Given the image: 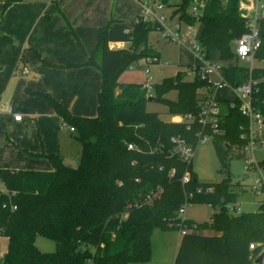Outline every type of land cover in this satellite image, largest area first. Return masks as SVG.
<instances>
[{"label":"trees","instance_id":"trees-1","mask_svg":"<svg viewBox=\"0 0 264 264\" xmlns=\"http://www.w3.org/2000/svg\"><path fill=\"white\" fill-rule=\"evenodd\" d=\"M12 1L22 0H8L5 7ZM171 2L164 0L174 7L173 16L180 23L201 24L199 43L206 59L215 60L217 52L221 62L234 60V40L249 31L242 0H206L199 18L190 11L193 0ZM161 28L159 22L140 15L132 25L111 18L99 28L96 48L86 61L97 65L102 74L96 116L75 115L51 93L36 92L47 99L63 125L74 128L73 138L81 144L82 154L78 167L66 164L57 153L28 152L47 158L52 169L0 168V235L8 238L0 264L148 263L156 227L185 231L175 264H264V259L257 262L264 254V202L255 212H238V197L246 189L240 181H232L230 172L231 159L243 157L246 143L241 127L248 125V119L239 103L231 107V99H219L221 132L212 141L220 171L228 176L204 183L192 161L171 153L172 138L178 135L196 147L202 125L195 121L188 129L187 123L164 120L148 106L158 102L172 116L198 115L211 86L209 78L189 77L190 66L154 85L152 94L142 83L120 80L140 59H160L149 45V33ZM259 28L262 46L256 57L264 59V20ZM110 42H126L130 48L112 49ZM220 73L232 86L251 80L252 104L264 115V67L250 69L235 62L223 64ZM259 167L264 175V160ZM186 174L190 178L184 182ZM195 202L216 208L210 221L181 216L180 208ZM37 235L52 239L55 250L41 251Z\"/></svg>","mask_w":264,"mask_h":264},{"label":"rangeland","instance_id":"rangeland-1","mask_svg":"<svg viewBox=\"0 0 264 264\" xmlns=\"http://www.w3.org/2000/svg\"><path fill=\"white\" fill-rule=\"evenodd\" d=\"M7 1L8 0H0V36L6 45L12 46L14 48L18 46L19 41L21 42L20 62L18 68L16 69V78H19L24 83V80L26 81L27 76L23 75L20 69L22 67H28V69L31 71V76L29 75V78L31 80L35 79V82H39L41 81L40 78L44 73L37 66L41 65L40 63L45 65L46 62L43 63L38 59L35 51L31 48V45L34 40L44 34L45 24L43 22H39L38 19L29 20L18 17L22 13V6H24L23 4H29V2L33 0L12 1L7 5V7H5ZM47 1L50 2V0ZM136 2L141 5L140 0H136ZM174 3H176V1L172 0L171 4ZM254 3L255 0H242V13H251ZM173 10V6H166L163 10H161V16L166 17L164 22L166 28L152 30L149 33V45L160 54V62H154L147 65L145 59H140L135 63L137 69H127L121 75L122 77L120 80H123L126 76L137 77L136 81L145 84L147 79L144 77L143 72L145 71V68H148L150 71L148 82L154 86L157 83H160L164 78L176 77L179 70H185L187 68V64L195 62L194 57L189 54L187 50L190 46V43L192 42V36H187V40L183 44H179L176 41L164 38L162 36V32L166 31L165 29L173 30L180 22L178 16H173ZM61 17L64 21V24L66 25L65 32L67 33V38L70 39L69 42L76 43L82 53L85 54L86 48L84 47L78 32V27L69 20L70 26L67 23L65 17L62 15ZM137 19L138 18L135 16V14L127 18V20H129L131 23L136 22ZM181 25L184 31L185 24L181 22ZM199 27H201V24L197 23L196 28ZM74 30L77 37L82 42L83 48L78 44ZM9 33L12 35V37H14V41L6 40L5 34ZM61 36L64 39L66 34L63 33ZM55 37L60 38V35ZM96 45L97 40L94 46L91 48L89 53L90 55L95 50ZM124 48L129 49L130 44L126 45ZM0 52H3V49H0ZM255 64L261 65L257 63ZM46 65L57 68L54 70L61 72L60 80L62 82V87L67 90V98L71 103V107H68L70 111H73L75 108L78 109L79 112H85L94 115L97 114L98 94L96 90H94V86H92L91 91H89L88 87L86 86L87 83L95 82L94 76H92V74L95 75L94 72H96L98 81H100L101 85L102 74L100 68L97 65L86 64V62L69 66H54L50 64ZM69 68H85L89 69V71H85L83 69L84 72L78 71L77 74L71 76L67 71ZM13 69L15 71V67L10 68L9 64H6L3 68H1L0 81L4 80L5 74L9 71L11 73ZM213 77H216V75L213 74ZM6 82L2 81L1 83L4 84ZM36 92L39 91H34L28 86L23 88V94L12 95L10 93L6 94L0 92V160L4 158H10V156L13 154L21 156H23V154H29L28 152L30 151L27 148L22 147L16 142V137L21 141L23 140L27 144L40 145L43 147L42 152L45 154L55 151L56 153H59V155L63 157L65 161H67L66 163L68 165L71 167H78L82 154V147L81 144L73 138V135H75L76 132L71 131V125H61L59 123L58 115L47 99L36 94ZM75 92L76 97H74ZM43 93H48V91ZM152 93L153 92H150V94ZM214 95L221 99H232L234 97L233 91L230 88L218 90ZM176 96L177 95L175 92L171 94L173 99H175ZM31 97H39L41 100L43 99L48 110L50 108L52 117H48L47 115L44 116L42 114L44 110L41 108L35 109L29 106L26 102V98ZM8 104L11 107V110H5V106L7 108ZM148 109L159 111L161 113L162 119L164 120L174 119V116L168 114L166 112V107L161 103L151 102L148 106ZM17 116H19L18 119ZM17 122H20V124H16ZM256 158L257 161L264 160V146L257 150ZM44 160V162H46L48 165V168L51 169L52 164L50 161L47 158H44ZM192 166L193 170L198 176V179L204 183L221 182L228 176L227 173L220 171L221 162L215 150L213 141H207L205 143L201 142L196 145ZM230 172L232 174V181H240L246 189V191L241 193L238 197V202L236 204L237 211H257L259 208L258 201L262 199V196L255 192L253 186L257 181L262 179V173L260 170L246 171L243 157H236L231 159ZM0 186L3 188L2 185ZM230 208L233 211V207L231 206ZM215 211L216 208H214L209 203L195 202L188 204L185 214H182L181 216L183 218L192 219L195 222L203 223L210 221ZM1 236L2 235H0V237ZM181 236V230L178 228L162 229L160 227H156L152 233L151 261L149 263L131 264H175V256ZM2 245H4V240L0 241L1 250ZM36 245L43 252H52L56 248L55 242L43 235H37Z\"/></svg>","mask_w":264,"mask_h":264},{"label":"crops","instance_id":"crops-1","mask_svg":"<svg viewBox=\"0 0 264 264\" xmlns=\"http://www.w3.org/2000/svg\"><path fill=\"white\" fill-rule=\"evenodd\" d=\"M176 1V0H175ZM56 2V3H54ZM22 13L18 16L21 19L36 20L43 22L45 24L44 34L39 36L36 40L33 41L31 48L35 51L39 60L43 63L56 66H69L75 64L85 63L90 55L91 48L94 46L97 37L98 30L100 27L107 24L111 18L121 21L123 24L132 25L135 22L131 23L127 18L131 17L133 14L138 18L141 13V5L136 2V0H33L29 4H23ZM58 6V7H57ZM131 7V8H130ZM65 17L66 20H70L74 25L78 27V32L86 48V54L82 53L80 48L74 42H69L70 39L67 38V33L65 32L66 25L61 17ZM69 21V22H70ZM55 24V25H54ZM195 30L200 34L202 26L196 28ZM8 33V32H7ZM66 34V37L63 39L62 34ZM60 35V38L55 36ZM5 36L10 37L14 41V37L9 34ZM8 40V39H6ZM8 40V41H12ZM129 43L126 42H110L109 46L112 49L124 48ZM0 49H3V52H0V69L3 68L6 64L10 65V68L15 67L14 69L5 74V79L0 81V92L14 94H23L24 87H30L34 91L51 93L55 98H57L64 106L71 107V103L67 98V90L62 87V82L60 80L61 72L54 70L53 68L47 66L46 64L38 65L37 67L41 69L44 73L40 78L41 81L35 82L36 80H31L29 75L31 74L30 69L22 67L20 70L23 75L27 76L24 83L16 78V69L19 66L20 62V51H21V42L17 47L8 46L2 40L0 36ZM188 53L194 57L195 62L187 64V68L190 66H195L200 64V60L197 55L192 52L189 48L187 49ZM160 55V54H159ZM35 57V56H34ZM41 57V58H40ZM213 57L215 60H218L219 54L214 52ZM217 57V59H216ZM28 59V58H27ZM36 59V58H35ZM36 61V60H35ZM221 62V61H220ZM222 64H234L235 60L228 62H221ZM27 72H24V70ZM89 71L85 68H69L67 71L71 76L79 72ZM130 69V70H136ZM77 71V72H75ZM92 72V71H90ZM94 81L93 83H87L88 90L91 91L92 86L96 90L97 94L101 89L100 81L96 72H94ZM144 77L146 78L145 71L143 72ZM31 76V75H30ZM45 76V77H44ZM122 77V76H121ZM120 77V78H121ZM44 78V81H43ZM137 77H128L126 76L123 80L124 82H137ZM8 80V81H7ZM2 81L6 83H1ZM144 84V83H142ZM7 88V89H6ZM216 96V95H215ZM74 97H76V92ZM217 97V96H216ZM218 98V97H217ZM221 99V98H218ZM223 100V99H222ZM26 102L29 106L33 108H41L43 115L52 117V112L49 108L46 107L44 100L39 97L26 98ZM98 107V104H97ZM11 110L9 104L5 110ZM72 109V108H71ZM76 115L79 116H96L94 114H88L85 112H79L78 109H73ZM73 111H71L73 113ZM73 113V114H74ZM81 114V115H80ZM59 117V116H58ZM53 119V118H52ZM172 120V119H170ZM59 123L62 124V120L59 117ZM16 124H20L17 122ZM73 132V131H72ZM16 142L24 148H27L30 152L33 153H43L40 145L37 144H27L23 140L15 137ZM52 153H56L52 151ZM51 154V153H47ZM59 154V153H57ZM63 158V157H62ZM64 160V158H63ZM44 158L28 155H17L13 154L10 158H4L0 160V168H13V169H32V170H51L48 168ZM66 163L67 161L64 160ZM67 164V163H66ZM261 200L258 201L260 206ZM204 234H213L214 231H204ZM5 237V238H4ZM0 241L4 240V245H2V250L0 251V256H2L8 248V238L6 236H1ZM264 259V258H263ZM263 261V260H262ZM149 263V262H148Z\"/></svg>","mask_w":264,"mask_h":264},{"label":"built area","instance_id":"built-area-1","mask_svg":"<svg viewBox=\"0 0 264 264\" xmlns=\"http://www.w3.org/2000/svg\"><path fill=\"white\" fill-rule=\"evenodd\" d=\"M141 2V13L140 16L145 20L157 21L163 28L165 16H161L160 11L166 7L164 0H140ZM206 0H193L190 7V11L197 18H199L205 8ZM249 17V31L242 34L240 37L234 40V60L238 63L249 67L250 69L262 66L264 67V59H257L256 54L262 46V38L260 34L259 21L264 20V0H255L252 6L251 13L245 14ZM162 32L164 38L178 42L179 44L185 43L187 36H192V42L190 43L189 49L194 52L200 60L199 65L193 66L192 69L188 70V76H200L202 79H208L211 82L209 92L206 98L202 102V108L198 115L184 114L174 116L173 121L187 123V128L190 129L191 123L198 121L202 125V132L198 133V143H205L212 141L215 134L221 132L220 119L222 113V104L219 99L214 95L216 91L230 88L233 91L234 97L231 99V107H235L237 102L239 103L240 112L248 119V125L241 127L242 133L241 138L245 140V146L243 147V160L246 171L249 170H260L262 173V179L257 181L253 186L255 192L262 196L261 202H264V175L263 171L259 167V161L256 158V152L264 146V115L256 109L252 104V81H248L245 84L239 86L230 85L220 73V68L223 65L218 60H208L205 58V53L202 46L199 43V33L195 30L192 25H185L183 31L182 25L179 22L176 28L173 30L165 29ZM145 61L150 63H159L160 59L157 57H147ZM261 64V65H256ZM137 66L132 64L129 69H135ZM24 72H27L25 69ZM149 69L145 68L146 82L144 87L149 92L153 90L149 80ZM213 74L216 77H213ZM19 116H17V119ZM71 131L74 128L71 127ZM173 149L172 155H176L181 159L189 162L193 160L195 147L184 137L178 135L172 138ZM134 145L130 144L129 149H133ZM190 178L189 174H186L183 181H188ZM2 187L0 186V190ZM201 191V190H200ZM188 203L180 208V214H185ZM181 233H185L184 230ZM251 249H254V244L250 245Z\"/></svg>","mask_w":264,"mask_h":264},{"label":"water","instance_id":"water-1","mask_svg":"<svg viewBox=\"0 0 264 264\" xmlns=\"http://www.w3.org/2000/svg\"><path fill=\"white\" fill-rule=\"evenodd\" d=\"M149 99L151 100L152 97H149ZM263 258H264V254L262 253V254L259 256V258L257 259V262H258V263L262 262Z\"/></svg>","mask_w":264,"mask_h":264}]
</instances>
